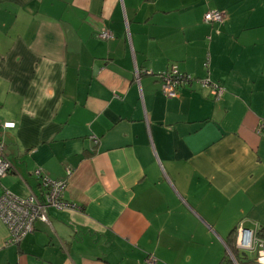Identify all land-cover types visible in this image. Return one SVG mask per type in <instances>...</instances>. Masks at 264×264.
Returning <instances> with one entry per match:
<instances>
[{"label":"crops","instance_id":"1","mask_svg":"<svg viewBox=\"0 0 264 264\" xmlns=\"http://www.w3.org/2000/svg\"><path fill=\"white\" fill-rule=\"evenodd\" d=\"M173 65L223 94L165 97ZM2 121L0 192L39 196V168L76 207L17 244L0 220V264H231L264 224V0H0Z\"/></svg>","mask_w":264,"mask_h":264},{"label":"built area","instance_id":"2","mask_svg":"<svg viewBox=\"0 0 264 264\" xmlns=\"http://www.w3.org/2000/svg\"><path fill=\"white\" fill-rule=\"evenodd\" d=\"M203 21L206 23L221 22L224 13L217 9H209L203 14ZM101 39L113 37L111 31L105 29L98 33ZM139 70L136 71L138 80ZM157 78L160 83V90L167 98L177 96V89L181 86L191 84L193 81L200 83L207 88L213 99H219L224 88L212 82L208 77L194 79L190 74L180 72L175 65L168 70L159 72ZM264 126V124H261ZM15 127L13 121L0 122V180L7 176L12 170V164L5 154L6 130ZM96 142V137L91 136ZM34 175L39 179L40 195L30 193L27 197L21 198L1 185L0 192V220L5 225L8 238L7 243L17 244L34 229V222L41 221L49 223L48 212L50 209L65 210L75 208L76 205L63 197L66 188V181L50 178L43 170L36 168ZM1 184V183H0ZM251 226H246L241 220L235 227L234 247L237 255L226 245V251L232 264H264V224L250 221ZM156 258L148 255L144 264H155Z\"/></svg>","mask_w":264,"mask_h":264},{"label":"trees","instance_id":"3","mask_svg":"<svg viewBox=\"0 0 264 264\" xmlns=\"http://www.w3.org/2000/svg\"><path fill=\"white\" fill-rule=\"evenodd\" d=\"M234 237H235V228L233 229V231L231 232L230 234V237L227 239L226 241V245L228 246V248L232 251V253L234 255H237V252L235 250V247H234ZM229 258V257H228ZM230 260V259H229ZM231 262V260H230ZM232 264V263H231Z\"/></svg>","mask_w":264,"mask_h":264},{"label":"rangeland","instance_id":"4","mask_svg":"<svg viewBox=\"0 0 264 264\" xmlns=\"http://www.w3.org/2000/svg\"><path fill=\"white\" fill-rule=\"evenodd\" d=\"M251 226V225H250Z\"/></svg>","mask_w":264,"mask_h":264},{"label":"water","instance_id":"5","mask_svg":"<svg viewBox=\"0 0 264 264\" xmlns=\"http://www.w3.org/2000/svg\"><path fill=\"white\" fill-rule=\"evenodd\" d=\"M226 248V247H225Z\"/></svg>","mask_w":264,"mask_h":264}]
</instances>
